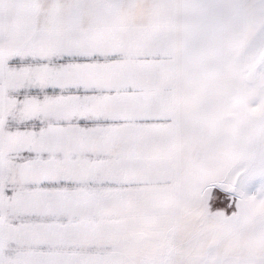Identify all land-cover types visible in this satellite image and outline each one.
Here are the masks:
<instances>
[{
	"label": "snow or ice",
	"instance_id": "snow-or-ice-1",
	"mask_svg": "<svg viewBox=\"0 0 264 264\" xmlns=\"http://www.w3.org/2000/svg\"><path fill=\"white\" fill-rule=\"evenodd\" d=\"M0 264H264V0H0Z\"/></svg>",
	"mask_w": 264,
	"mask_h": 264
}]
</instances>
